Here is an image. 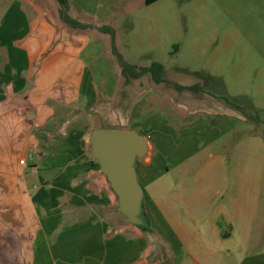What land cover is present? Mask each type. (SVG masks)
<instances>
[{
  "label": "crops",
  "instance_id": "obj_1",
  "mask_svg": "<svg viewBox=\"0 0 264 264\" xmlns=\"http://www.w3.org/2000/svg\"><path fill=\"white\" fill-rule=\"evenodd\" d=\"M69 3L93 27L57 0H12L0 20V264H264V0ZM126 20L137 49L175 48L187 76L157 59L168 82L120 67L117 83L99 27ZM117 84L145 98L129 126L97 125ZM102 128L144 138L139 215L156 237L108 220L121 199Z\"/></svg>",
  "mask_w": 264,
  "mask_h": 264
},
{
  "label": "rangeland",
  "instance_id": "obj_2",
  "mask_svg": "<svg viewBox=\"0 0 264 264\" xmlns=\"http://www.w3.org/2000/svg\"><path fill=\"white\" fill-rule=\"evenodd\" d=\"M12 0H0V20L2 18V16L4 15L6 8L8 6V3H10ZM120 20V19H119ZM131 20V19H130ZM106 24V23H104ZM130 21H118L117 23V28L114 27L117 31V36L119 39V45H117L119 51L121 52V54L124 56L126 61H129V63H137V64H143V65H148L151 64L154 60L157 59H162L163 62H165V64L168 66V73H167V79L170 80H176V79H183L185 78L187 75L185 72L180 71L179 69H177L178 66L182 65L184 62V57H180L177 56L176 53H174L175 48L172 49V51H170V53L165 52V51H155L153 49H149V48H145V49H137L134 46L133 41L135 40L136 37L132 36L130 34ZM103 39H105V41L107 42V44L105 45V49H104V56H108L113 57V52H112V47L110 44V37H106L105 35L102 36ZM107 39V40H106ZM132 45V46H131ZM116 64H118V66H116V64L111 65V67L108 69V71L110 72V75H113L114 77H116V81L118 83V81H121V72L119 69H121L119 61H115ZM119 67V68H118ZM99 76L101 77L102 75L99 74ZM125 77V76H124ZM126 78V77H125ZM175 87H176V83ZM118 87V93L116 94V96L114 97V99L108 104L106 107H102L100 108V112L103 113L104 115L108 114V115H113L111 116H106L105 118H103V120H101V118H97V125L102 124L107 126L108 128H116V127H121V126H129V121H130V115L132 112V108L140 101L143 100V98H145V96L142 93H136L131 89H124V87H122L121 85L117 84ZM189 93H178V96H181V98H185L186 95H188ZM147 100H145L146 102ZM148 101L150 103L156 102L153 98L148 99ZM157 107V106H156ZM159 107V106H158ZM161 108L163 111H165L166 113L169 110V105L163 104L161 105ZM113 112V114H112ZM101 120V121H100ZM117 122H113V121ZM178 174V170L175 169L174 170V175L176 176ZM109 217L108 220L110 219L111 221H113L114 223L117 224V226L120 228L121 226H126V225H134L137 226L138 223L132 222L130 220L129 215L126 213V211L124 210V207L122 206L121 201L117 200V202L115 203V206L113 208V210L109 213ZM142 222H144L145 227L143 228V231H151L150 235L151 237H156V234L152 233V231L154 232V229H150L148 228V226H146V224H148L146 222V218H143V216H139V218ZM128 222V224H127ZM140 224V223H139ZM142 225V223L140 224Z\"/></svg>",
  "mask_w": 264,
  "mask_h": 264
},
{
  "label": "water",
  "instance_id": "obj_3",
  "mask_svg": "<svg viewBox=\"0 0 264 264\" xmlns=\"http://www.w3.org/2000/svg\"><path fill=\"white\" fill-rule=\"evenodd\" d=\"M98 157L105 163L113 186L130 220L143 223L139 218L141 189L138 186L134 164L145 151L142 136L132 130L99 129L93 135Z\"/></svg>",
  "mask_w": 264,
  "mask_h": 264
},
{
  "label": "trees",
  "instance_id": "obj_4",
  "mask_svg": "<svg viewBox=\"0 0 264 264\" xmlns=\"http://www.w3.org/2000/svg\"><path fill=\"white\" fill-rule=\"evenodd\" d=\"M60 5V14L62 20L73 28H90L93 27L90 24L83 23L78 19H75L70 14V3L69 0H57ZM156 0H147L150 4ZM99 30L108 33L112 36V52L117 56L119 64L122 68V74L126 77V83L131 82L134 79H139L145 75H150L152 80L156 83L168 82L165 78V66L161 62H153L150 66H139L136 64L129 63L125 60L124 56L121 54L117 47L116 41V30L115 28L105 25L99 27ZM175 52V51H174ZM180 89H186L182 85H176Z\"/></svg>",
  "mask_w": 264,
  "mask_h": 264
}]
</instances>
